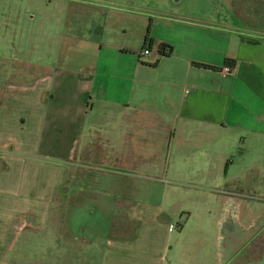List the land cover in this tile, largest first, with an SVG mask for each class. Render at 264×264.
I'll list each match as a JSON object with an SVG mask.
<instances>
[{
	"label": "crops",
	"instance_id": "0c3cea01",
	"mask_svg": "<svg viewBox=\"0 0 264 264\" xmlns=\"http://www.w3.org/2000/svg\"><path fill=\"white\" fill-rule=\"evenodd\" d=\"M236 7L230 0L226 16L188 18L175 41L156 45L151 37L152 51L161 43L174 47L155 68L121 52L134 63L113 68L103 58L91 70L38 65L36 75L23 73L0 86V264H79L82 258L86 264H173L172 221L181 210L142 207L135 187L122 192L129 224L119 225V233L125 234L107 244L79 238L85 252L79 257L78 237L62 219L72 184L63 162L78 157L92 165L98 151L91 137L100 141L103 163L139 179L143 165L157 168L154 137L165 135L161 164L172 178L167 196L183 189L173 184L182 185L194 168L193 179L212 185L202 193L222 200L227 216L240 201L253 199L252 181L264 182V22L260 35L243 29ZM226 59L236 60L231 73L223 70ZM162 62L170 64L164 79L142 73L156 72ZM116 74L120 81L112 84ZM191 136L198 139L192 155ZM246 229L252 255L245 264H264V217ZM25 234L29 240L14 253ZM40 236L52 242L35 255L33 241Z\"/></svg>",
	"mask_w": 264,
	"mask_h": 264
},
{
	"label": "rangeland",
	"instance_id": "374dc122",
	"mask_svg": "<svg viewBox=\"0 0 264 264\" xmlns=\"http://www.w3.org/2000/svg\"><path fill=\"white\" fill-rule=\"evenodd\" d=\"M229 1L0 0V86L23 73L30 77L36 75L34 68L38 65L91 70L101 65L103 58H106L104 64L113 68L134 63L131 56L121 55V52L137 59L141 57L143 64H155L160 59L155 50L151 56L143 55L149 24L156 45L161 41H175L181 36L183 23L188 18L213 14L226 16ZM232 1L237 6L236 12L246 22L242 28L259 34L264 22L263 0ZM169 65V62H162L156 72L142 70V73L152 79L156 75L164 79ZM109 81L116 84L120 80L116 74ZM92 138L95 140L93 148L98 151L90 159L92 165L80 164L78 157L75 162H63L65 178L72 184L67 185L70 191L66 194L68 201L62 208V219L72 227L78 240H104L107 244L108 240L121 238L125 233H119V225L129 224L128 213L122 206V192L125 188L135 187L144 198L137 201L142 207L163 204L171 212L181 210L172 221L174 233L168 258L173 264H245L250 258L252 252L246 242L251 232L248 234L246 228L261 223L264 217V182L252 181L253 199L240 201V207L237 203L227 216L228 212L221 209L222 200L216 201L202 193L208 188L205 186L212 185L193 179L194 168L189 169V176L182 185L173 184L183 189L171 190V195H166L172 178L165 174V166L161 164V161L165 162L169 145L165 135L154 137L157 168L143 165L139 169L142 175L139 179H129L117 166L103 163L100 141ZM85 140L83 137V143ZM197 144L196 136L189 137L187 145L191 155L196 152ZM151 193L156 197L151 198ZM146 236L148 238L149 233ZM42 237H35L33 241L35 255L43 250L42 244L52 242L51 237ZM27 240L25 234L14 253L20 251ZM77 245L79 257L80 253L85 257L80 240ZM79 264H86L84 258Z\"/></svg>",
	"mask_w": 264,
	"mask_h": 264
},
{
	"label": "trees",
	"instance_id": "16d2710c",
	"mask_svg": "<svg viewBox=\"0 0 264 264\" xmlns=\"http://www.w3.org/2000/svg\"><path fill=\"white\" fill-rule=\"evenodd\" d=\"M150 26L151 25L149 24V27L146 31V37H145L143 46H144V50H148L151 52L153 49V46H154V40L150 36V34H151ZM173 53H174V47L170 44L161 43V44H159V46L157 48V54L160 57V59L170 58L173 55ZM139 58L141 59V57H139ZM156 64L155 65H148V64L144 63L143 65L145 67H148V68H155ZM197 66H200L201 68L206 69V70L216 69V68L210 67V66L205 65V64H197ZM235 66H236V60L226 59L224 62L223 70L228 69L229 71L232 72L235 69Z\"/></svg>",
	"mask_w": 264,
	"mask_h": 264
},
{
	"label": "built area",
	"instance_id": "2783aa9c",
	"mask_svg": "<svg viewBox=\"0 0 264 264\" xmlns=\"http://www.w3.org/2000/svg\"><path fill=\"white\" fill-rule=\"evenodd\" d=\"M143 55H144V56H151V55H152V51L150 52V51H148V50H144ZM144 56H143V57H144ZM224 71H225L226 73H231V71H229L228 69H224Z\"/></svg>",
	"mask_w": 264,
	"mask_h": 264
}]
</instances>
